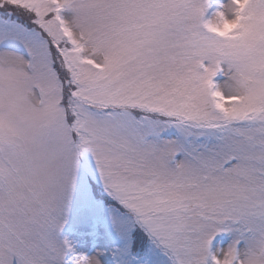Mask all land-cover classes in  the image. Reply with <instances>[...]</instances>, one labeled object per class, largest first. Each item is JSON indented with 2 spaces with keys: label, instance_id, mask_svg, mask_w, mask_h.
Here are the masks:
<instances>
[{
  "label": "snow or ice",
  "instance_id": "1",
  "mask_svg": "<svg viewBox=\"0 0 264 264\" xmlns=\"http://www.w3.org/2000/svg\"><path fill=\"white\" fill-rule=\"evenodd\" d=\"M0 264H264V0H0Z\"/></svg>",
  "mask_w": 264,
  "mask_h": 264
}]
</instances>
